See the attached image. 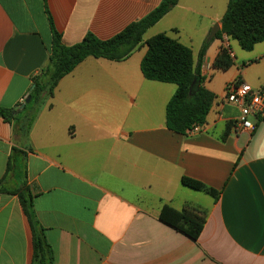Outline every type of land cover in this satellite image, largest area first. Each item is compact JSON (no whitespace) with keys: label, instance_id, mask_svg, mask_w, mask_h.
<instances>
[{"label":"crops","instance_id":"obj_1","mask_svg":"<svg viewBox=\"0 0 264 264\" xmlns=\"http://www.w3.org/2000/svg\"><path fill=\"white\" fill-rule=\"evenodd\" d=\"M229 1L179 0L127 60L86 58L39 105L26 145L0 116V180L18 147L54 264H264V121L251 135L232 126L222 139L239 115L223 101L238 76L225 71L220 88L213 66L222 46L233 51L236 66L250 55L238 56L229 37L211 42L201 75L216 99L193 135L167 127L166 106L177 86L147 80L141 71L145 42L160 33L189 47L197 65ZM161 2L47 0L66 46L88 33L110 39ZM52 45L43 0H0V106L24 102ZM249 52L264 62V42ZM183 177L219 190V198L184 186ZM166 205L207 211L197 241L161 222ZM33 239L18 196L1 194L0 264H33Z\"/></svg>","mask_w":264,"mask_h":264},{"label":"trees","instance_id":"obj_2","mask_svg":"<svg viewBox=\"0 0 264 264\" xmlns=\"http://www.w3.org/2000/svg\"><path fill=\"white\" fill-rule=\"evenodd\" d=\"M53 36L52 53L41 74L33 79L28 96L29 103L24 102L16 108L0 106V116L13 127L15 137H19L23 145L28 143L37 109L45 98L53 97L59 82L75 70L86 58H103L122 62L141 46L146 32L163 19L179 2V0H162L161 4L142 19L131 23L121 32L107 40L97 38L88 33L80 42L72 46L63 44L61 34L56 30L50 14L47 0H43ZM222 27L213 39L205 41L195 65L192 50L173 39L166 33L157 34L145 44L147 53L141 62V71L150 81L174 84L177 90L166 106L167 127L185 135L195 127H203L213 107L216 96L203 86L201 62L215 39L223 40L224 36L237 40L245 51L264 42V0H230L222 18ZM234 58L229 48L222 46L215 61L214 68L228 71L234 65ZM240 79V78H238ZM195 80L198 84L190 93ZM264 89V85L262 86ZM227 132L222 136L225 140L228 131L234 126L228 124ZM182 184L190 189L204 192L218 199L220 191L209 187L202 181L183 177ZM16 195L29 219L33 230L34 254L33 264H54L55 256L46 236V229L40 224L35 210L34 200L37 196L29 184L27 176L26 154L18 147H13L9 157L6 173L0 180V195ZM207 211L196 208L177 210L164 206L160 220L164 224L183 233L193 241H197L206 223Z\"/></svg>","mask_w":264,"mask_h":264},{"label":"built area","instance_id":"obj_3","mask_svg":"<svg viewBox=\"0 0 264 264\" xmlns=\"http://www.w3.org/2000/svg\"><path fill=\"white\" fill-rule=\"evenodd\" d=\"M224 37L228 38V36ZM229 53L234 58L233 51L230 48ZM210 69L211 66L205 64L202 67V72L206 74ZM224 93V103L239 110L238 117L232 121L234 128L239 134L251 135L257 122L264 121V89L253 87L240 78L228 83ZM201 129V126L195 127L187 131V135H193Z\"/></svg>","mask_w":264,"mask_h":264},{"label":"rangeland","instance_id":"obj_4","mask_svg":"<svg viewBox=\"0 0 264 264\" xmlns=\"http://www.w3.org/2000/svg\"><path fill=\"white\" fill-rule=\"evenodd\" d=\"M231 44L233 46V50L238 54V56H242V58H245L246 56L250 55L249 57H247L248 59H244V63L240 64L238 66H236V64L234 63V65L232 66L231 69H229L228 74L226 77H230V76H238V78H243V81L251 84V85H257L259 82L264 81V62H260V61H256L255 59H251L252 58V54L249 51H245L241 48V46L239 45L237 40H233L231 39ZM263 45V44H262ZM261 47V46H258ZM246 64V65H244ZM221 70H216V74L220 75L218 76V78L216 79V84H218V86L220 88H222L224 80L222 78V76L226 75L224 74L225 71L220 72ZM220 73V74H219ZM29 94H27L26 97H28ZM264 124V122L260 123V126H262Z\"/></svg>","mask_w":264,"mask_h":264},{"label":"water","instance_id":"obj_5","mask_svg":"<svg viewBox=\"0 0 264 264\" xmlns=\"http://www.w3.org/2000/svg\"><path fill=\"white\" fill-rule=\"evenodd\" d=\"M219 30H220L219 25H216V26L213 28L212 32H211L210 39H213V38L216 36V34H217V32H218ZM197 84H198V80H195L194 83H193V85H192V88H191V90H190V93H191V94L193 93V88H194L195 85H197ZM30 100H31V96H28V98L26 99V103H25V104L29 103Z\"/></svg>","mask_w":264,"mask_h":264}]
</instances>
